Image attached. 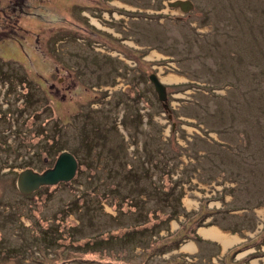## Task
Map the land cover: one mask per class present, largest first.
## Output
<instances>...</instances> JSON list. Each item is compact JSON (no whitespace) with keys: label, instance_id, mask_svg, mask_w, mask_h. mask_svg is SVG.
<instances>
[{"label":"rangeland","instance_id":"obj_1","mask_svg":"<svg viewBox=\"0 0 264 264\" xmlns=\"http://www.w3.org/2000/svg\"><path fill=\"white\" fill-rule=\"evenodd\" d=\"M83 1L0 45V264H264V0ZM62 151L70 181L19 193Z\"/></svg>","mask_w":264,"mask_h":264},{"label":"water","instance_id":"obj_2","mask_svg":"<svg viewBox=\"0 0 264 264\" xmlns=\"http://www.w3.org/2000/svg\"><path fill=\"white\" fill-rule=\"evenodd\" d=\"M168 6L179 7L184 12L192 7L186 0H175L168 3ZM149 81L154 87L158 100L165 102V85L154 75H149ZM164 107L167 108L165 104ZM76 169L77 161L75 157L68 151H62L55 159L53 166L42 173H37L31 169L19 172L16 178V188L19 193L27 195L38 190L41 186H52L59 182L70 181L74 177Z\"/></svg>","mask_w":264,"mask_h":264},{"label":"flooded vegetation","instance_id":"obj_3","mask_svg":"<svg viewBox=\"0 0 264 264\" xmlns=\"http://www.w3.org/2000/svg\"><path fill=\"white\" fill-rule=\"evenodd\" d=\"M83 2H85V0ZM36 4L37 0H0V45L11 43V34L25 29L16 21L25 19L24 21L29 23V19L33 18L34 14L36 15ZM70 7L75 9L79 8L80 10L82 9L81 11H85L83 8L91 7V5L89 6L80 2H71ZM109 7H111V5H109ZM7 23L9 24L7 25ZM7 27L8 30L6 29Z\"/></svg>","mask_w":264,"mask_h":264},{"label":"trees","instance_id":"obj_4","mask_svg":"<svg viewBox=\"0 0 264 264\" xmlns=\"http://www.w3.org/2000/svg\"><path fill=\"white\" fill-rule=\"evenodd\" d=\"M30 82L31 83H33L31 80H30ZM55 139H51V142H50V146H52L53 144H55ZM46 154H47V151L45 152ZM46 154H45V156H46ZM77 165H78V163H77ZM78 167V166H77ZM79 200H83V199H79V198H75L73 201H71L72 203L70 204V206H69V208L67 207L68 205H66L65 206V208H64V212H62V215H63V218H66L65 220L66 221H68L69 219V214L72 212V211H75V209H77L76 207H74L73 209H70V207H72V205H74L75 206V203L77 204V202H79ZM78 205V204H77ZM84 205V201H82L81 202V206H83ZM85 210H86V207L83 209V211L82 210H80V211H82V214L84 215L85 214ZM79 213V212H78ZM81 214V215H82ZM70 221V220H69ZM72 221V220H71ZM65 222V221H64ZM71 223V225H67V227L68 228H65V227H63V226H60V230H55V229H51L50 231H41V233H40V237L47 243V244H49V245H51V241L50 240H52L53 241V239H56V241L57 242H59V240H57V239H62V238H71V236L73 235V233L74 232H76L77 230H78V228H79V226H78V224L77 223H75V221H72V222H70ZM134 233V231H127L125 234H128V236H130V235H132ZM195 240H197V241H200L201 239L198 237V236H196V234H195ZM74 238V237H73ZM107 240V239H106ZM64 241V240H63ZM102 242V244H104L103 242H105V241H99V242H97V239L96 238H94L93 240H89L88 239V241H83L82 243H77V246L76 247H80L81 249H79V250H81L82 251V253H80V254H84L83 253V251H84V249L86 248V246L87 247H92V246H94V248H96V247H98V246H100V245H102V244H100ZM88 244H90V245H88ZM213 244V243H212ZM213 245H215L216 246V244H213ZM16 250H18V248H16V247H12V248H9V249H4L3 250V253L5 254V255H7L8 256V254H12L13 255V258L15 257V255H16ZM20 260L21 259H18V261H16L17 262V264H21L22 262H20Z\"/></svg>","mask_w":264,"mask_h":264},{"label":"bare ground","instance_id":"obj_5","mask_svg":"<svg viewBox=\"0 0 264 264\" xmlns=\"http://www.w3.org/2000/svg\"><path fill=\"white\" fill-rule=\"evenodd\" d=\"M203 234L205 235V236H208V237H215V238H217L218 240H220L222 243H223V245H227L228 243H229V241L228 240H230L227 236H226V234H223L222 232H220L219 230H217V228H215V227H213V228H211V229H209V230H205L204 232H203ZM236 238V240H237V237H234V239ZM233 239V240H234ZM191 247H193V245L191 244V245H189V246H186L184 249L185 250H189V249H191Z\"/></svg>","mask_w":264,"mask_h":264}]
</instances>
